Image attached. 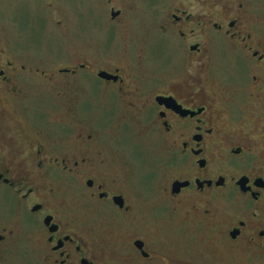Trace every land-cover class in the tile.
Returning <instances> with one entry per match:
<instances>
[{
	"label": "flooded vegetation",
	"instance_id": "obj_1",
	"mask_svg": "<svg viewBox=\"0 0 264 264\" xmlns=\"http://www.w3.org/2000/svg\"><path fill=\"white\" fill-rule=\"evenodd\" d=\"M148 4L154 57L0 47V264H264V0ZM134 133L167 167L132 181Z\"/></svg>",
	"mask_w": 264,
	"mask_h": 264
},
{
	"label": "rangeland",
	"instance_id": "obj_2",
	"mask_svg": "<svg viewBox=\"0 0 264 264\" xmlns=\"http://www.w3.org/2000/svg\"><path fill=\"white\" fill-rule=\"evenodd\" d=\"M155 0H0V47L4 45L19 56L55 58L63 61L70 53L78 51L76 43L86 42L92 51H100L103 44L108 45L113 37V47L109 48L113 56L123 54L121 25L145 38L144 51L154 57L164 49L165 39L157 38L155 30L159 19L148 3ZM123 10L121 24L109 21V9ZM112 31V32H111ZM135 39L134 51L140 48ZM151 41L152 44L150 45ZM137 53V52H136ZM35 56V57H34ZM129 59L135 58L130 53ZM29 61V60H25ZM92 88L97 91L99 85L93 81ZM82 89V88H81ZM88 93L89 88L82 91ZM123 110L119 104V115ZM134 133L131 138L122 137L120 144L125 148L119 161V167L129 170L130 178H136V168L167 167L165 154L153 140ZM128 173V174H129ZM162 173V172H161ZM159 179V170L156 172ZM149 176L140 175L139 185L147 184Z\"/></svg>",
	"mask_w": 264,
	"mask_h": 264
},
{
	"label": "water",
	"instance_id": "obj_3",
	"mask_svg": "<svg viewBox=\"0 0 264 264\" xmlns=\"http://www.w3.org/2000/svg\"><path fill=\"white\" fill-rule=\"evenodd\" d=\"M112 17H114V15H112Z\"/></svg>",
	"mask_w": 264,
	"mask_h": 264
}]
</instances>
